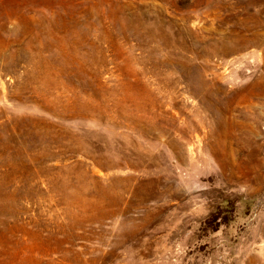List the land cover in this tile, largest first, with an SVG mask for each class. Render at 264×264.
Segmentation results:
<instances>
[{
	"label": "rangeland",
	"instance_id": "374dc122",
	"mask_svg": "<svg viewBox=\"0 0 264 264\" xmlns=\"http://www.w3.org/2000/svg\"><path fill=\"white\" fill-rule=\"evenodd\" d=\"M0 264H264V0H0Z\"/></svg>",
	"mask_w": 264,
	"mask_h": 264
}]
</instances>
